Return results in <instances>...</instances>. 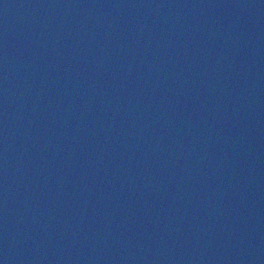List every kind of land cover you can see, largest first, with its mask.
Here are the masks:
<instances>
[{
	"label": "water",
	"instance_id": "1",
	"mask_svg": "<svg viewBox=\"0 0 264 264\" xmlns=\"http://www.w3.org/2000/svg\"><path fill=\"white\" fill-rule=\"evenodd\" d=\"M0 264H264V0H0Z\"/></svg>",
	"mask_w": 264,
	"mask_h": 264
}]
</instances>
